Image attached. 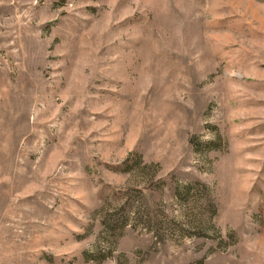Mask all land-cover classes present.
Listing matches in <instances>:
<instances>
[{"label": "rangeland", "instance_id": "374dc122", "mask_svg": "<svg viewBox=\"0 0 264 264\" xmlns=\"http://www.w3.org/2000/svg\"><path fill=\"white\" fill-rule=\"evenodd\" d=\"M0 264H264V0H0Z\"/></svg>", "mask_w": 264, "mask_h": 264}]
</instances>
